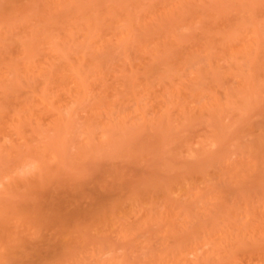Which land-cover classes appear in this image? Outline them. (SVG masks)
I'll return each mask as SVG.
<instances>
[{"label":"rangeland","instance_id":"obj_1","mask_svg":"<svg viewBox=\"0 0 264 264\" xmlns=\"http://www.w3.org/2000/svg\"><path fill=\"white\" fill-rule=\"evenodd\" d=\"M0 264H264V0H0Z\"/></svg>","mask_w":264,"mask_h":264}]
</instances>
